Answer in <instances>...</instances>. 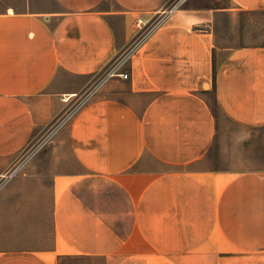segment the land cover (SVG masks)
I'll list each match as a JSON object with an SVG mask.
<instances>
[{
  "label": "crops",
  "instance_id": "obj_1",
  "mask_svg": "<svg viewBox=\"0 0 264 264\" xmlns=\"http://www.w3.org/2000/svg\"><path fill=\"white\" fill-rule=\"evenodd\" d=\"M169 1L0 0V180L48 194L0 208V264H264V169L214 161L244 148L229 123L264 128V45L219 27L264 0H185L145 32Z\"/></svg>",
  "mask_w": 264,
  "mask_h": 264
},
{
  "label": "rangeland",
  "instance_id": "obj_2",
  "mask_svg": "<svg viewBox=\"0 0 264 264\" xmlns=\"http://www.w3.org/2000/svg\"><path fill=\"white\" fill-rule=\"evenodd\" d=\"M185 0H170L165 8V14L168 11L181 7ZM158 18L155 22L148 25L145 32H150L151 29L158 23ZM221 33L223 34L222 41L225 44L234 45H264V9L255 11H233L222 16L219 24ZM104 70L97 74V83H103L109 76V72ZM83 99V98H82ZM82 99L72 105L70 111L75 110L82 102ZM228 146L239 144L244 148H214V161L217 166L226 164L229 168L236 171H248L251 169H264V128L257 130H250L239 128L236 125L229 123L227 125ZM233 132V133H230ZM217 142V147H218ZM33 145V143H31ZM30 147V146H29ZM36 150L42 151V148H26L24 161L39 160L51 161L53 159L52 153L44 155L43 153L36 156ZM35 154V156H34ZM3 179L0 180V208H30L40 207L47 209L48 194L39 195L40 201H29L27 194L29 184L33 185L32 181L19 179ZM48 181V180H46ZM37 185V184H36ZM0 219H3L0 217ZM251 217H244L243 220L247 223ZM263 219V218H261ZM1 225V223H0Z\"/></svg>",
  "mask_w": 264,
  "mask_h": 264
},
{
  "label": "built area",
  "instance_id": "obj_3",
  "mask_svg": "<svg viewBox=\"0 0 264 264\" xmlns=\"http://www.w3.org/2000/svg\"><path fill=\"white\" fill-rule=\"evenodd\" d=\"M172 11H173V10H170V11H168V13H166V14H170ZM163 17H165V16H163ZM163 17H162L161 19H163ZM161 19L158 20V23H157V24L160 23ZM157 24H156V25H157ZM113 74H115V71H114V70L109 72V75H113ZM121 75H123L124 77H128V74H127V73H121Z\"/></svg>",
  "mask_w": 264,
  "mask_h": 264
}]
</instances>
